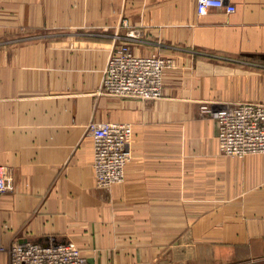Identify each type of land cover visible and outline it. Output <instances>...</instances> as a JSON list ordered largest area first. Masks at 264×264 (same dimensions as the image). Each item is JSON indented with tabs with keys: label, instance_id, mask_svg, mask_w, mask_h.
I'll use <instances>...</instances> for the list:
<instances>
[{
	"label": "crops",
	"instance_id": "1",
	"mask_svg": "<svg viewBox=\"0 0 264 264\" xmlns=\"http://www.w3.org/2000/svg\"><path fill=\"white\" fill-rule=\"evenodd\" d=\"M226 2L236 10L199 15L197 0H0V165L13 177L0 264L15 240L73 242L90 264H264V153L225 155L204 109L264 102V0ZM115 42L175 58L160 99L101 92ZM93 120L134 129L126 178L108 188Z\"/></svg>",
	"mask_w": 264,
	"mask_h": 264
},
{
	"label": "built area",
	"instance_id": "2",
	"mask_svg": "<svg viewBox=\"0 0 264 264\" xmlns=\"http://www.w3.org/2000/svg\"><path fill=\"white\" fill-rule=\"evenodd\" d=\"M212 8L234 12L226 0H197V12ZM134 34V33H132ZM138 34V33H136ZM116 40H123L118 35ZM176 66L169 55L137 54L129 43L115 42L109 54L101 83L107 95L156 100L163 96L165 72ZM218 124L220 150L228 156L244 157L264 153V102H238L219 110H209ZM88 132L94 141L93 168L97 185L108 188L122 183L131 160L133 125L123 121H91ZM13 177L6 165H0V192H6ZM10 264H90L73 242L50 244L15 240L7 248Z\"/></svg>",
	"mask_w": 264,
	"mask_h": 264
},
{
	"label": "rangeland",
	"instance_id": "3",
	"mask_svg": "<svg viewBox=\"0 0 264 264\" xmlns=\"http://www.w3.org/2000/svg\"><path fill=\"white\" fill-rule=\"evenodd\" d=\"M27 38H28V35L26 36V35H24L23 37H20V38H18L17 40H19V42H21V40H27ZM7 41V42H6ZM6 41H4V42H2V44H4V43H7V44H9V43H15V42H17V41H8V40H6Z\"/></svg>",
	"mask_w": 264,
	"mask_h": 264
},
{
	"label": "water",
	"instance_id": "4",
	"mask_svg": "<svg viewBox=\"0 0 264 264\" xmlns=\"http://www.w3.org/2000/svg\"><path fill=\"white\" fill-rule=\"evenodd\" d=\"M50 244H60L58 242H54V243H47V244H43L44 246H49Z\"/></svg>",
	"mask_w": 264,
	"mask_h": 264
}]
</instances>
